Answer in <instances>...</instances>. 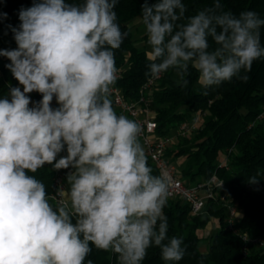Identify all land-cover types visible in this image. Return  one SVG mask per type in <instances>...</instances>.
Returning <instances> with one entry per match:
<instances>
[{"label": "clouds", "instance_id": "9594fccd", "mask_svg": "<svg viewBox=\"0 0 264 264\" xmlns=\"http://www.w3.org/2000/svg\"><path fill=\"white\" fill-rule=\"evenodd\" d=\"M117 3L34 0L20 9L19 27L9 25L17 48L0 56L23 90L9 86L0 98V264H85L92 246L116 254L118 264H142L152 246L166 262L185 254L182 238L168 237L171 177L153 174L141 125L117 114L110 98L114 50L127 35ZM186 11L182 0L141 4L147 74L159 78L171 69L186 86L191 66L204 88L246 81L240 73L264 57V19L252 10L224 11L220 0L191 16ZM34 91L42 99L30 107ZM46 164L73 169L55 207L29 174Z\"/></svg>", "mask_w": 264, "mask_h": 264}, {"label": "trees", "instance_id": "16d2710c", "mask_svg": "<svg viewBox=\"0 0 264 264\" xmlns=\"http://www.w3.org/2000/svg\"><path fill=\"white\" fill-rule=\"evenodd\" d=\"M34 0H0V50H6V44L14 41L9 25L18 28L19 11L31 7ZM69 3H82L83 0H67ZM144 0H118L115 11L122 32L127 35L119 49L114 50L116 67L121 77L115 86L130 101L138 100L143 86L150 79L146 48L137 46L130 23L141 17V4ZM149 4L156 0H148ZM187 11L186 16L213 6L215 0H182ZM222 10L238 15L241 11L252 10L264 19V0H220ZM261 44L264 46V26L260 29ZM211 43V41H210ZM215 47V45H212ZM10 63L7 57L0 56V98L8 95L9 86L18 87L19 82L6 67ZM174 70L162 74L148 100L155 113L157 133L161 136L173 135L178 127L191 121L197 113H202V123L196 133L178 140L167 152L172 163L184 159L180 178L188 186L206 182L216 173L224 183L223 195L236 205L242 217L237 227L251 238H264V119L259 116L264 108V57L253 62L251 70L242 71V80L234 77L219 86L204 88L198 82V73L189 67L185 86L177 83ZM32 105L42 99L35 92L31 95ZM111 98V97H110ZM55 97L53 102H55ZM117 114H122L113 103ZM130 119V118H129ZM146 153V152H145ZM66 151L58 154L57 160L66 156ZM228 155L227 167H221L222 156ZM148 164L154 175H160L151 162ZM62 169L46 164L37 170L35 178L44 183L50 202L56 193L54 176ZM65 171L66 176L69 172ZM256 176L257 184L249 177ZM168 220V237L182 238L181 247L185 254L180 261H164L158 247L152 246L142 264H264L262 249L251 245L250 252H243L242 239L227 229L228 207L224 203L209 200L200 215H193L190 206L183 200H171L164 208ZM212 228L214 235L207 252L201 251L203 239L200 232ZM210 239V237H209ZM93 264H118V257L111 251L96 249L85 260Z\"/></svg>", "mask_w": 264, "mask_h": 264}, {"label": "built area", "instance_id": "2783aa9c", "mask_svg": "<svg viewBox=\"0 0 264 264\" xmlns=\"http://www.w3.org/2000/svg\"><path fill=\"white\" fill-rule=\"evenodd\" d=\"M120 77L121 72L118 71L117 80ZM161 77L162 74L159 78L150 77L147 83L143 86L140 96L136 101L126 99L121 90L115 85L112 87L111 99L116 108L120 110L123 115L137 121L141 125L142 133L139 139L146 154L158 169L160 175L167 174L171 177L172 185L168 201L183 200L190 206L193 215L202 214L209 200L224 203V205L228 207L229 211L227 229L242 239L244 242V254H249L251 245L262 249L264 252V238H251L248 235L242 234L238 229L237 224L238 221H240L242 214L238 210L237 206L233 205L227 196L221 193L224 189V183H222L223 181L219 179L216 173L206 182H200L195 185L188 186L180 178V171L177 164L168 160L167 152L178 140L188 138L199 130L202 123V113H197L191 121L181 124L173 135H159L157 133L158 125L155 121V113L151 108L148 97H150L153 93ZM18 87L21 88V86ZM21 90H23V88H21ZM30 99L32 101V98ZM259 119H264V108L262 114L259 116ZM227 163L228 155H223L220 166L227 167ZM221 183L222 186L220 187ZM54 186L56 188V193L51 199L56 203V199H59V189H67L64 169L55 174Z\"/></svg>", "mask_w": 264, "mask_h": 264}, {"label": "rangeland", "instance_id": "374dc122", "mask_svg": "<svg viewBox=\"0 0 264 264\" xmlns=\"http://www.w3.org/2000/svg\"><path fill=\"white\" fill-rule=\"evenodd\" d=\"M130 27L132 29V33H133L134 39L137 42V46L140 47V48H146L147 51H150V48L147 45V37H146V34H145V29H144L143 24L141 23L140 17H138L134 21H132L130 23ZM16 48H17V45H16L15 40L6 44V50H13V49H16ZM174 78L177 79L178 77L175 75ZM34 93H35V91L32 92V93H28L27 95L31 98V95H33ZM30 105H32V103ZM51 106L53 108L59 107V105L57 104L56 101L53 102L51 104ZM65 151H66V149H65ZM183 163H184V159H179L177 161V166H178L179 171H181L180 169H181V166L183 165ZM72 170L73 169L70 167L69 168V172L72 171ZM199 235L203 239V245H201L200 249H201L202 252H207L208 249H209L210 243H211L212 236L214 235L212 227L209 226L207 228V230H205L204 232H200ZM209 237H210V239H209Z\"/></svg>", "mask_w": 264, "mask_h": 264}, {"label": "crops", "instance_id": "0c3cea01", "mask_svg": "<svg viewBox=\"0 0 264 264\" xmlns=\"http://www.w3.org/2000/svg\"><path fill=\"white\" fill-rule=\"evenodd\" d=\"M20 86H21V88H23L22 85H20ZM212 228H215V226H212Z\"/></svg>", "mask_w": 264, "mask_h": 264}]
</instances>
